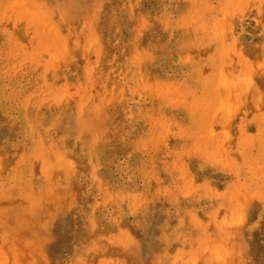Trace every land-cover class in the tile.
<instances>
[{
    "label": "rangeland",
    "instance_id": "374dc122",
    "mask_svg": "<svg viewBox=\"0 0 264 264\" xmlns=\"http://www.w3.org/2000/svg\"><path fill=\"white\" fill-rule=\"evenodd\" d=\"M0 264H264V0H0Z\"/></svg>",
    "mask_w": 264,
    "mask_h": 264
}]
</instances>
